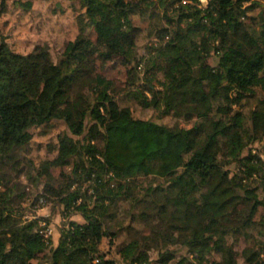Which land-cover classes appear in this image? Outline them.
I'll return each mask as SVG.
<instances>
[{"label": "trees", "instance_id": "1", "mask_svg": "<svg viewBox=\"0 0 264 264\" xmlns=\"http://www.w3.org/2000/svg\"><path fill=\"white\" fill-rule=\"evenodd\" d=\"M34 1L14 0L24 8ZM73 1L83 9L77 15L79 32L57 60L44 43L28 52L14 50L0 25V124L23 126L14 150L0 153V264L48 259L51 264H118L100 244L108 237L114 245L118 231L106 222L121 199L131 203L132 220L145 224L142 233L117 246L129 264H151V250L169 264H264V214H259L264 144L253 147L264 141L263 3ZM5 9L2 0L0 19ZM137 13H162L147 56L137 50ZM98 54L132 63L126 95L143 108L194 119L193 124L137 117L129 105L121 106L114 80L95 72ZM188 79L208 90L190 91L184 87ZM249 98L256 102L246 111ZM55 120H63L72 134H59L54 161L73 163V181L86 180L89 186L69 184L63 192L45 185L47 193L53 189L61 195L66 214L78 211L85 221L64 223L59 243L44 259L40 254L52 237L41 231L39 219L22 221L31 209L23 204L27 192L2 170L11 159L22 162L32 127ZM150 175L159 181L141 186V176ZM46 192L36 200L47 202ZM242 236L247 243L238 248ZM180 248L187 254L178 255Z\"/></svg>", "mask_w": 264, "mask_h": 264}, {"label": "rangeland", "instance_id": "2", "mask_svg": "<svg viewBox=\"0 0 264 264\" xmlns=\"http://www.w3.org/2000/svg\"><path fill=\"white\" fill-rule=\"evenodd\" d=\"M207 2L208 0H202ZM264 5V0H260ZM2 0H0L1 5ZM245 4L250 2L245 1ZM6 9L1 16L0 25L3 33L7 36L10 46L14 50L28 52L34 48L37 43H44L49 45L50 51L55 60L58 59L65 43L72 38H75L79 32L77 15L82 11L78 2L73 0H35L31 8H24L18 5L14 0H5ZM86 10V9H85ZM260 6L255 7L250 12L252 14L258 13ZM135 23L140 27V32L137 38V50L139 56H147L148 47L154 41L156 30L162 22V13L151 16L149 14L144 17L137 13L134 15ZM165 22V20H163ZM87 30L89 35L96 39L97 34L93 26L88 23ZM215 55L209 57L210 62H215ZM145 63V62H144ZM132 63L120 56H105L98 54L95 61V72L103 73L114 80L113 93L116 95L121 106L129 105L135 116L142 118H152L159 122L168 124L192 125L194 119H186L177 117L173 114H162L159 110L153 108H143L137 101L127 96L128 81L130 74L128 73ZM144 66V64H143ZM140 71L141 76L144 74V67ZM137 79V78H136ZM141 79L137 82L140 83ZM184 87L190 91L197 90L205 92L208 90L207 86L201 82L193 80H186ZM255 98L245 100L244 109L249 110L255 104ZM23 126H13L9 123L0 124V153L8 154L14 150L16 141L21 135ZM33 137L30 141V150L27 148L22 151V162L15 163V159H11L7 165L3 167L4 172L8 175L7 178L12 177L13 182H19L20 187L25 189L26 200L23 202L27 207H30L41 216L44 221H48L49 228L52 229V245L48 247L46 253H41L40 258L48 259L51 255L52 248L57 246L61 238V227L69 220L85 221V217L78 211H73L71 214L65 213V205L59 199L60 194H54L45 191L46 184H52L57 190L67 189L69 184L71 188L81 187L85 190L89 186L86 180L76 179L73 181V163L61 164L54 161L58 145V136L62 132L72 134L68 126L63 120H55L48 124L32 127ZM264 141L257 142L253 145L255 148H262ZM24 170L19 172L21 167ZM22 167V168H23ZM36 177V179H33ZM159 181L153 176H141V186L149 184L151 180ZM73 181V182H72ZM138 187L137 190H140ZM46 192L48 196L47 202L39 203L36 196L41 192ZM30 202L29 206L28 203ZM31 203L34 204L31 206ZM115 210V209H114ZM113 210V211H114ZM28 209L26 210V212ZM131 203L121 199L119 201L118 209L115 212L113 219L108 220L106 225H111V228L118 231V235L114 239V245L110 247L109 238L106 237L100 244L101 250L106 251L108 256L115 258L118 264H129L122 260L117 253V246L128 241L130 238L138 233H142L145 224L139 220H132ZM24 211V214L26 213ZM259 214H264V206H259ZM45 218H44V217ZM28 218L22 216V221L27 222ZM119 224V225H117ZM234 238H230L233 240ZM247 240L242 236L237 241V247L243 248ZM178 255L187 254L186 248H180ZM151 264H169L163 262L156 250H151ZM39 259H36L37 262ZM48 259L44 264H51ZM197 261H195V264ZM204 264H210L206 260Z\"/></svg>", "mask_w": 264, "mask_h": 264}, {"label": "built area", "instance_id": "3", "mask_svg": "<svg viewBox=\"0 0 264 264\" xmlns=\"http://www.w3.org/2000/svg\"><path fill=\"white\" fill-rule=\"evenodd\" d=\"M44 199H40V203H43ZM25 218L28 219H39V223L42 226L41 231L45 234L46 237H49L52 233V229L49 228V224H47V221L41 218V216L38 214V212H35L34 210L30 209L24 214Z\"/></svg>", "mask_w": 264, "mask_h": 264}]
</instances>
